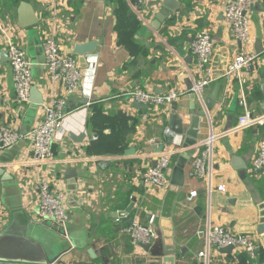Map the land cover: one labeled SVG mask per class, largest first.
Returning a JSON list of instances; mask_svg holds the SVG:
<instances>
[{
  "label": "crops",
  "instance_id": "obj_1",
  "mask_svg": "<svg viewBox=\"0 0 264 264\" xmlns=\"http://www.w3.org/2000/svg\"><path fill=\"white\" fill-rule=\"evenodd\" d=\"M161 1L61 0L64 5L51 23L49 0H0V21L15 28L13 40L32 63L34 85L45 101L56 89L43 67L45 31L52 28L61 51L71 54L82 74L80 89L65 105L70 116L64 124L67 134L53 143L48 163L32 164L30 144L19 133L15 145L0 150L4 171L0 236L11 233L0 243L2 258L13 257L15 264L51 255L57 258L54 264H264V233H258V226L264 224V171H251L264 126L232 131L244 112L241 96L252 115L264 116V0H252L250 36L243 44L232 39L223 18L230 0H178L186 14L171 12L157 27ZM22 2L34 9L38 22L32 29L18 25ZM120 3L126 11L117 10ZM201 31L212 40L208 71L216 80L196 94L192 88L200 75L191 43ZM87 43H95L91 54H73L75 45ZM3 51L0 40V54ZM242 52L257 55L253 68L224 77ZM216 84L220 86L217 100L206 109ZM133 89L158 95L182 93L175 102L176 115L185 127L192 109L206 110L194 148L197 154L211 135L215 137L210 188L192 172L194 155L187 161L182 186L170 183L177 158L190 149L184 145V135L181 149L171 157L170 186L164 190L145 186L142 175L159 156L153 147L163 145L161 153L168 150L165 130L171 131L173 107L138 108L124 96ZM40 114L39 107L16 103L9 62L0 57V127L17 132L28 124L31 128ZM69 134L79 141H72ZM231 155L241 158L246 168H232ZM67 171H74L76 177L66 178ZM51 179L67 195L66 237L54 222L36 215V183ZM219 185L222 192L216 189ZM191 192L196 196L190 200ZM151 216L153 243L135 247L126 228L133 223L147 226ZM215 226L253 237L258 247L255 256L209 248L208 258H200L199 253L207 251L206 231ZM34 227L40 233L34 235ZM37 235L44 245L31 239H39ZM28 243L36 246V254L28 252Z\"/></svg>",
  "mask_w": 264,
  "mask_h": 264
},
{
  "label": "built area",
  "instance_id": "obj_2",
  "mask_svg": "<svg viewBox=\"0 0 264 264\" xmlns=\"http://www.w3.org/2000/svg\"><path fill=\"white\" fill-rule=\"evenodd\" d=\"M142 0H138V4ZM52 11L51 23H54L64 5L61 0H49ZM253 1L252 0H230L223 9V18L233 40L240 44L246 43L250 36V22ZM15 28L9 27L0 21V40L4 44L11 69L15 89V101L19 105H31L30 91L34 85L32 74V63L23 50L14 42ZM42 50L44 54L45 75L56 89H52L51 95L39 106L41 114L38 121L25 134L24 139L30 144L32 153V164L44 165L52 158V145L55 141L61 140L67 129L64 125L70 117L64 111L68 97L73 96L81 87V70L71 56L61 51L51 29L41 35ZM264 52V51H263ZM191 53L196 59V71L200 75L199 80L194 84L192 91L200 94L205 88L212 84L216 78L208 71L212 58L213 44L210 35L201 31L195 35L191 43ZM257 55L252 52H242L236 55L231 61L224 77L239 75L242 71H249L253 68ZM90 81L93 76L89 77ZM130 101L149 108L170 107L176 102L182 93L169 91L166 94L158 95L141 89H133L124 93ZM240 102L244 107L243 114L238 118L233 132L242 131L249 127L264 126V116L258 117L251 114L246 107V99L241 96ZM165 136L170 139L165 153L159 154L155 159V165L147 168L142 175L145 186L149 189L164 190L170 186L169 173L171 170V157L181 149L183 136L176 135L168 129ZM20 139L17 131L8 127H0V150L12 147ZM215 137H211L204 143V147L194 154L191 161V169L195 177L204 181L210 188L214 169L211 164L212 143ZM251 171L255 174L264 171V139L258 144L257 154L252 162ZM53 179L36 183L38 196V218L49 220L61 227L66 233L68 214L66 209L67 195L64 191H58ZM54 186V187H53ZM222 192L224 187L219 185L216 188ZM196 196L191 192L189 199ZM154 217L149 218L147 226L138 223L131 224L126 228V233L131 238L135 247L151 245L156 237L152 228ZM207 251L199 253L200 258H208V249H224L231 247L233 250L244 252L248 256H255L258 249L253 237L248 235L231 234L220 227H212L206 231Z\"/></svg>",
  "mask_w": 264,
  "mask_h": 264
},
{
  "label": "water",
  "instance_id": "obj_3",
  "mask_svg": "<svg viewBox=\"0 0 264 264\" xmlns=\"http://www.w3.org/2000/svg\"><path fill=\"white\" fill-rule=\"evenodd\" d=\"M181 10L184 14H186L184 7L179 3L178 0H162L161 1V11L158 13L156 16V25L159 27L160 23L164 21V19L169 16L171 12L179 11ZM17 22L18 25L21 29H28L35 27L37 25V18L35 16L34 9L32 6L28 3L22 2L20 3L17 11ZM95 46V43H87V44H78L75 45L73 49V54L78 55V56H84L87 54H91L93 52V48ZM0 57L3 62H9L8 55L5 51L1 52ZM220 86L216 84L214 86L213 91L209 95V99L205 103L206 109H210L213 105L214 102L217 100V96L219 93ZM195 94H193L194 98ZM30 102L31 105L34 106L35 109H38V107L43 103V97L41 92L38 90L36 86L31 87L30 91ZM135 106L141 109H147L146 106H142L138 103H135ZM173 111H172V119H171V124H170V129L171 131L176 134V135H184V145L189 147L190 149L186 153H182L179 155L177 158V161L173 167L172 170V179L170 180V183L172 185H175L177 187L182 186L183 178H184V169L186 167L187 161L195 154V146L197 145L198 141V129H199V123L202 118L206 116V110L196 112L194 109L190 111V115L188 118V125L185 127L183 125V120L181 118H178L176 115V103H172ZM26 126V125H25ZM28 126V128H27ZM26 127H23L21 130H18V133L20 135H25L29 130V124ZM82 137V136H81ZM80 137V139H81ZM69 138L76 142L79 141L78 137L73 136L72 134H69ZM167 142L169 143L170 139H166ZM164 149L163 145L160 146H154L153 151L155 153H161ZM132 151H129L131 153ZM231 167L238 170V169H245L246 166L243 163L242 159L239 158L238 156L231 155ZM155 165V162L153 163V166ZM4 175V171L0 169V176ZM71 177H76V174L74 171H67L66 172V178H71ZM38 227H34V235L40 233L38 230ZM31 229H29V238H30V233ZM59 233L62 234L64 237H66V233L64 230L60 227ZM258 233L263 234L264 233V224H260L258 226ZM6 234H11L9 231L4 232L0 236V243L4 239H6L7 235ZM39 238V235H37ZM33 239V241L37 243H41L44 245V243L39 239L36 238V236ZM12 239H9L11 241ZM20 241V240H19ZM14 242L13 245L16 246L18 242ZM70 246V245H69ZM27 250L29 253L36 254L37 248L36 246H33L32 243L27 244ZM142 247H149V245H143ZM232 251L231 247H227L222 249V252L225 253H230ZM91 254V252H89ZM32 258V257H30ZM29 259V258H28ZM56 256H48L46 259H32V260H20L22 262H26L25 264H54L56 262ZM168 260V259H167ZM17 259L15 258H2L0 255V262L1 264H15Z\"/></svg>",
  "mask_w": 264,
  "mask_h": 264
},
{
  "label": "trees",
  "instance_id": "obj_4",
  "mask_svg": "<svg viewBox=\"0 0 264 264\" xmlns=\"http://www.w3.org/2000/svg\"><path fill=\"white\" fill-rule=\"evenodd\" d=\"M111 2H114V0H110ZM118 11H121V10H123V11H126L125 9H124V7H121V3H120V5H119V7H118V9H117ZM128 14V13H127Z\"/></svg>",
  "mask_w": 264,
  "mask_h": 264
},
{
  "label": "rangeland",
  "instance_id": "obj_5",
  "mask_svg": "<svg viewBox=\"0 0 264 264\" xmlns=\"http://www.w3.org/2000/svg\"><path fill=\"white\" fill-rule=\"evenodd\" d=\"M32 28H33V27H32ZM32 28H28V29H32ZM68 236H69V239H70V240H73L72 233H70V231H68Z\"/></svg>",
  "mask_w": 264,
  "mask_h": 264
}]
</instances>
